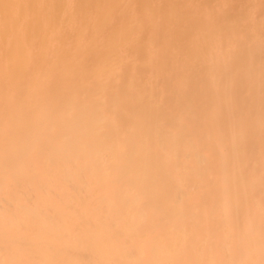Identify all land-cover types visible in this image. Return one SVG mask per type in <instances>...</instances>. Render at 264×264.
Wrapping results in <instances>:
<instances>
[{
  "label": "bare ground",
  "instance_id": "obj_1",
  "mask_svg": "<svg viewBox=\"0 0 264 264\" xmlns=\"http://www.w3.org/2000/svg\"><path fill=\"white\" fill-rule=\"evenodd\" d=\"M0 264H264V0H0Z\"/></svg>",
  "mask_w": 264,
  "mask_h": 264
}]
</instances>
